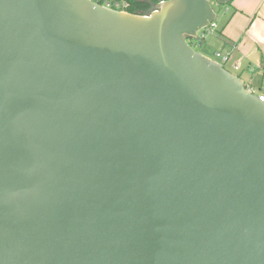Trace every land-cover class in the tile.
Here are the masks:
<instances>
[{
  "label": "water",
  "instance_id": "1",
  "mask_svg": "<svg viewBox=\"0 0 264 264\" xmlns=\"http://www.w3.org/2000/svg\"><path fill=\"white\" fill-rule=\"evenodd\" d=\"M231 1L0 0V264H264V101L189 43Z\"/></svg>",
  "mask_w": 264,
  "mask_h": 264
},
{
  "label": "crops",
  "instance_id": "2",
  "mask_svg": "<svg viewBox=\"0 0 264 264\" xmlns=\"http://www.w3.org/2000/svg\"><path fill=\"white\" fill-rule=\"evenodd\" d=\"M222 19L214 25L217 50L234 47L232 61L246 73L253 92L264 84V0H232L220 8ZM217 18V17H216ZM253 67V72L249 71ZM244 80V79H243Z\"/></svg>",
  "mask_w": 264,
  "mask_h": 264
},
{
  "label": "built area",
  "instance_id": "3",
  "mask_svg": "<svg viewBox=\"0 0 264 264\" xmlns=\"http://www.w3.org/2000/svg\"><path fill=\"white\" fill-rule=\"evenodd\" d=\"M97 4H100L101 6L108 8L110 10H114V11H125V12H129L127 9L128 7H130V0H91ZM165 0H153L152 4L150 5V7L148 8L147 12L145 13H141L142 15H149L151 12L157 10V6L158 4L164 2ZM223 7V6H222ZM130 13V12H129ZM213 29L214 27V23L209 26L207 29H205L206 31H210L211 29ZM202 36H204V34H202ZM190 43L192 45H195L196 42H194L192 39H189ZM233 49L234 47L228 48V49H222V50H217L214 52L215 55V59L217 62L221 63L223 65V67L225 69H227L225 67V65L227 63H230L231 67L233 70L238 71L240 69V66L238 63H235L232 61L233 58ZM228 70V69H227ZM254 68L253 67H249V71L253 72ZM251 92H253L252 90H249ZM257 96L264 101V95L263 94H257Z\"/></svg>",
  "mask_w": 264,
  "mask_h": 264
},
{
  "label": "rangeland",
  "instance_id": "4",
  "mask_svg": "<svg viewBox=\"0 0 264 264\" xmlns=\"http://www.w3.org/2000/svg\"><path fill=\"white\" fill-rule=\"evenodd\" d=\"M216 11H217V18L214 21V25L217 24L222 19V15H221L222 12H221L220 8H216ZM210 29H211V27H210ZM212 31H213L212 29L209 32L206 31V30H203L202 32L204 33V36H203V39L201 40V44H200V46H198V44H195L194 45V49H196L197 51L205 54L206 56H208L210 58H214L215 59L216 57L214 55V52L216 51L215 49H218V45L212 40V38H213L212 37L213 35L211 34ZM225 67L229 71H231V72H233V73H235L237 75H240V77L242 79H244L245 84L248 83L246 73H239V71L233 70L231 65H230V63H227L225 65ZM259 88L261 89V93H263V95H264V84L261 85ZM254 91H255L254 92L255 94L259 93L257 88Z\"/></svg>",
  "mask_w": 264,
  "mask_h": 264
},
{
  "label": "trees",
  "instance_id": "5",
  "mask_svg": "<svg viewBox=\"0 0 264 264\" xmlns=\"http://www.w3.org/2000/svg\"><path fill=\"white\" fill-rule=\"evenodd\" d=\"M153 0H130V7H128V11L130 13H134V14H141V13H145L147 12L148 8L150 7V5L152 4ZM230 3H228L227 5H229ZM190 43V41H189ZM191 44V43H190ZM240 76V75H238ZM246 89L251 90L249 84H245ZM258 94H263L261 92H259Z\"/></svg>",
  "mask_w": 264,
  "mask_h": 264
}]
</instances>
